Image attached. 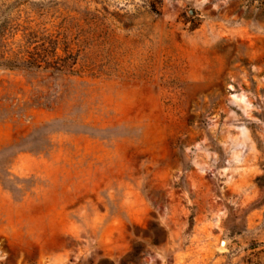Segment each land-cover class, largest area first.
<instances>
[{
	"label": "rangeland",
	"instance_id": "374dc122",
	"mask_svg": "<svg viewBox=\"0 0 264 264\" xmlns=\"http://www.w3.org/2000/svg\"><path fill=\"white\" fill-rule=\"evenodd\" d=\"M0 264H264V0H0Z\"/></svg>",
	"mask_w": 264,
	"mask_h": 264
},
{
	"label": "trees",
	"instance_id": "16d2710c",
	"mask_svg": "<svg viewBox=\"0 0 264 264\" xmlns=\"http://www.w3.org/2000/svg\"><path fill=\"white\" fill-rule=\"evenodd\" d=\"M35 67H37V66H35Z\"/></svg>",
	"mask_w": 264,
	"mask_h": 264
}]
</instances>
